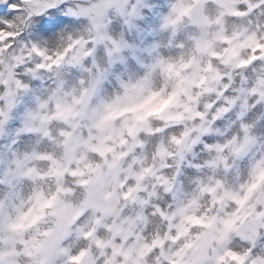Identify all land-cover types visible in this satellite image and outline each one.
<instances>
[{"label":"clouds","instance_id":"obj_1","mask_svg":"<svg viewBox=\"0 0 264 264\" xmlns=\"http://www.w3.org/2000/svg\"><path fill=\"white\" fill-rule=\"evenodd\" d=\"M0 264H264V0H0Z\"/></svg>","mask_w":264,"mask_h":264}]
</instances>
